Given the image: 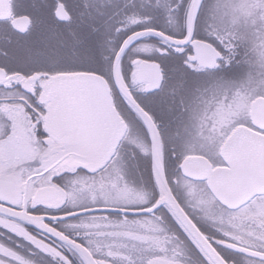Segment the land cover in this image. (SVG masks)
Returning a JSON list of instances; mask_svg holds the SVG:
<instances>
[{"label":"snow or ice","instance_id":"1","mask_svg":"<svg viewBox=\"0 0 264 264\" xmlns=\"http://www.w3.org/2000/svg\"><path fill=\"white\" fill-rule=\"evenodd\" d=\"M0 264H264V0H0Z\"/></svg>","mask_w":264,"mask_h":264}]
</instances>
